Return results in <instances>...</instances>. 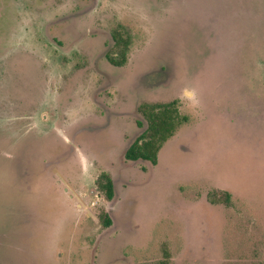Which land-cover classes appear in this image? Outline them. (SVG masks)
<instances>
[{"label": "rangeland", "instance_id": "rangeland-1", "mask_svg": "<svg viewBox=\"0 0 264 264\" xmlns=\"http://www.w3.org/2000/svg\"><path fill=\"white\" fill-rule=\"evenodd\" d=\"M118 23L122 66L104 56ZM172 99L188 121L157 163L126 160L138 105ZM162 247L264 264V0H0V264H153Z\"/></svg>", "mask_w": 264, "mask_h": 264}, {"label": "trees", "instance_id": "trees-1", "mask_svg": "<svg viewBox=\"0 0 264 264\" xmlns=\"http://www.w3.org/2000/svg\"><path fill=\"white\" fill-rule=\"evenodd\" d=\"M111 46L104 53L109 63L122 66L126 63L132 36L130 30L118 23L111 30ZM145 122L144 129L127 145L123 155L126 160H146L151 164L158 161V153L163 144L171 138L176 131L188 121V116L180 112L178 99L166 102H141L137 107ZM138 126L143 122L137 120ZM96 186L106 200H112L115 196V185L109 173L102 171L96 178ZM224 196L211 194L209 199L213 203L229 204L230 193L223 192ZM98 218L101 224L108 227L112 219L106 210H102ZM163 248V247H162ZM148 264V263H140ZM153 264H171V253L168 248L162 249V256Z\"/></svg>", "mask_w": 264, "mask_h": 264}]
</instances>
